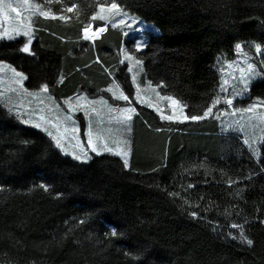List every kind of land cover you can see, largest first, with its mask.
Returning a JSON list of instances; mask_svg holds the SVG:
<instances>
[{
  "label": "trees",
  "instance_id": "16d2710c",
  "mask_svg": "<svg viewBox=\"0 0 264 264\" xmlns=\"http://www.w3.org/2000/svg\"><path fill=\"white\" fill-rule=\"evenodd\" d=\"M33 1L42 11L50 8L69 19L32 16L33 52L21 51L23 35L3 39L0 60L26 74L27 88L47 83L58 96L94 92L107 83L113 60L103 39L110 34L119 45L120 33L91 17L96 3L111 0ZM117 3L161 28L142 50H132L146 77L180 100L187 115H202L219 92L218 57H232L239 42L264 45V0ZM72 4L77 8L67 11ZM89 22L94 28L106 25L95 41L82 37ZM116 77L131 95L127 70L121 68ZM250 96L264 100V77L251 84ZM135 121V149L124 168L123 158L113 153L94 154L88 161L73 158L0 100V185L5 188L0 264H264V146L259 157L251 154L215 112L201 121L180 122L162 120L143 107ZM228 179L236 183L229 185ZM237 190L242 199L235 197ZM173 192L180 196L169 195ZM193 211L199 216L192 217ZM245 218L253 246L228 235H238L232 224ZM113 227L118 235H105Z\"/></svg>",
  "mask_w": 264,
  "mask_h": 264
},
{
  "label": "snow or ice",
  "instance_id": "6c2138e0",
  "mask_svg": "<svg viewBox=\"0 0 264 264\" xmlns=\"http://www.w3.org/2000/svg\"><path fill=\"white\" fill-rule=\"evenodd\" d=\"M51 0H49V3ZM96 11L92 13V20H98V21H109L114 18L116 19V22L112 25L113 27L116 26V24H124V19H118L119 17H127L128 13L123 10L120 4L117 3V0H111V3H96L95 4ZM77 8L76 4H72L71 7L67 9V11L71 12L73 9ZM25 10L29 13V15L26 18H22L21 10ZM11 13H15V15H11ZM43 16V17H49L56 18L59 16L61 20L67 21L69 17L63 15L62 13H55L52 12V10L49 8L46 11L41 10L40 4H31L29 0H22V3L17 4V6H13V3L11 0H0V26H2L3 21H8L10 27L8 29H5L3 31H0V37L7 36L9 39L14 38V36L22 35L24 37H27V41L23 43L21 51L25 53L31 52L30 45L32 43V36H33V25L31 17L35 15ZM77 16H79V12L76 13ZM133 22H135V18H133ZM106 28V25H102L100 27H97L94 31L92 29V24L89 22L84 26L82 29L84 35V40H90L95 41L98 34L103 32ZM255 50L257 53H264V45L257 42H252ZM146 44L143 41H136L134 47L138 50L142 47H145ZM235 48L238 51H242V44L236 43ZM122 52H125V50L122 48ZM97 60H99V57H97ZM125 60L129 61L128 64V71H132L131 62L135 60V57L129 53L125 52ZM220 61V58L218 57V63ZM262 65H264V60L260 61ZM135 64L137 66H141L143 64L142 60H135ZM224 64L227 65V67L221 66L220 71L221 73L225 74L226 76L230 77L231 79L223 78L222 77V83L219 85V92L216 93L215 96L211 97V103L208 104L207 107L204 108L202 115H187L184 112L185 106H180L179 111H177V105L180 104L178 100L175 99V97L171 95L167 96H160V93L157 91L156 95L159 97L160 100L169 101L170 105L172 107V114L166 115L165 112L161 109L159 104H152L149 103V107H154L156 112L159 113V117L162 120H168V121H201L205 119L206 117H209L214 113V109L217 105L223 101L224 105L227 106L225 109L217 110L215 114L219 115L222 111H226L227 108H231L232 113H243L247 116V124L241 123V121H234L233 124H230L225 129L226 131H232L235 130L239 133H243L245 136V139L243 143L247 146L250 153L256 156L260 155L258 143L261 146H264V111H257V109H264V100H261L260 98H257L256 101H254L251 105H249L247 108L243 109H237L232 107L234 103V99L237 97H244L250 92L251 84L256 81L258 78L264 77V71H260L255 63L249 62L247 56L245 55L243 59V65L240 66L239 61H224ZM7 68L12 73V80L10 83H15L17 85L23 84V81L27 78L25 76L24 72H19L15 67H13L10 64H6L4 61H0V72H3L4 69ZM238 71V75H237ZM111 74V73H109ZM3 77H0V82H2ZM133 83L136 82V76L135 74L132 77ZM149 85L151 84V81L148 82ZM163 84V81L160 82ZM231 84V92L230 94H225L229 92L227 85ZM49 85L47 83L42 84L39 86L36 92L28 93L27 89H23V92L28 93L29 95L35 96L38 98V101L40 104H43L42 100H39V97H41L43 94L48 92ZM137 91L135 94V98L139 100L141 104L145 103L146 101L141 97L140 94V85H136ZM238 89V90H237ZM109 92L113 94V96H117V91L119 90L118 99L123 101H129V96L125 94V92L121 89L120 84L113 81L112 84L108 85ZM9 91H14V89H9ZM4 97V91L0 90V98ZM73 97H68L65 99L64 103L67 104L68 109L70 111L65 112L63 115H56L54 118H47L44 115V109L41 108L39 112H33L29 110L27 112L28 118H24V114L21 112L20 108H16L12 106L11 104L6 105L8 107V110L10 112L15 111L16 115L19 119L22 120L23 124L25 125H34L37 129H43L44 132L47 133L49 137H51V140L54 141L55 147L60 149L61 151L67 153L69 152V148L65 146V141H67L69 144H71V147L73 151L71 152V155L81 161H86L91 159V157L88 155L89 148L92 152L95 153H115L116 155H119L123 158V167L128 168L129 167V150H130V141L121 139L115 141L116 146L115 147H109L108 141L105 137L104 130L96 131L94 132L91 127V121H89V127L87 130V144L88 147H85L84 144L81 142L79 137L76 135V133L79 131L78 128H76L75 120L72 118V113L80 110L81 107H84V115L89 116V107L90 105H93L95 101H89L86 96L79 95L76 96V103H71ZM101 100H103V97H101ZM81 101H84L85 103L82 104ZM104 103H107L104 101ZM23 107V105L21 106ZM48 107V110L51 111L52 107L59 110V105L54 106H45ZM110 111H113L111 109V106H109ZM118 113L117 117L115 118L119 125L124 129L126 132H131V126L130 121L132 118V114L136 112L135 107H125V108H116L114 109ZM91 112L99 115L100 113L95 107H91ZM112 119V117H110ZM253 121H256V123H253ZM69 124H72L73 127L70 129L68 127ZM51 128H55L56 131L53 133ZM259 128V135L256 134V129ZM109 133L111 130H108ZM70 133V134H69ZM72 141H75V143H72ZM26 143V142H25ZM202 166V165H201ZM195 167V165H194ZM240 178L237 177V180ZM229 185H233L236 183V181L232 179H228L226 181ZM39 187L43 188L45 191L49 189L48 184L41 183ZM194 187L193 185H188V188ZM5 188L3 185H0V192L4 191ZM31 191V189H29ZM186 191V190H185ZM242 190H237L235 192V197L242 199L241 196ZM57 196H61V193H56ZM169 195L175 197L180 196L179 192H173L169 193ZM232 195V193H230ZM203 197H201L202 199ZM184 199L185 203L190 204V200L187 198V195L182 197ZM233 208H236V205L232 206ZM207 210V209H205ZM226 217H229L232 215L228 209H225V212L223 213ZM87 215V214H86ZM192 217H198L199 213L197 211L191 212ZM84 221H81L83 223ZM248 222L247 218L242 223H233L232 228L239 229V234L236 235L233 232H229L228 235L232 236L234 239H238L241 241L242 244H246L248 246L254 245V240L249 238V236L246 234L245 225ZM214 224L216 222H213ZM261 223H264V220L261 221ZM105 235L108 236H116L118 235L117 229L113 227L110 231V233H106ZM67 236V233L65 234ZM127 255H132L131 253H127Z\"/></svg>",
  "mask_w": 264,
  "mask_h": 264
},
{
  "label": "rangeland",
  "instance_id": "374dc122",
  "mask_svg": "<svg viewBox=\"0 0 264 264\" xmlns=\"http://www.w3.org/2000/svg\"><path fill=\"white\" fill-rule=\"evenodd\" d=\"M11 2L13 3V6L15 7L17 6V4L22 3V0H11ZM29 2L35 5V2L33 0H29ZM123 10L128 13V16L127 17L121 16L118 19H124L125 21L124 24H116V26L113 27L112 25L116 22L117 18H114L109 21H105L107 25L112 26V28L114 29L113 31L117 30L120 33L119 45H117L112 40V38L109 37L110 34H107L106 38L103 39L107 47L111 50V51H107L106 53L110 55V57L113 60V63H112L113 67L110 66L107 70L108 73H111L110 80L107 83L98 86L97 87L98 89H96V91L94 92L92 90L79 89V91H77L75 94H59V96L50 92L48 88V92L43 94L41 97H39V100L43 101V104H40L37 97L28 94V93L36 92L37 89L27 88L25 84L26 79L23 81L22 87L21 85L10 83V81L12 80V73L7 68H5L3 72H0V77H3L2 82H0V90L4 91V97L0 98V100L3 102L5 107L6 105L11 104L12 106L16 108H20L21 112L24 114V118H28L27 112L29 110L33 112H39L41 108L44 109V115L47 118H54L56 115H63L65 112L70 111L68 109L67 104L64 103L66 98L73 97L71 103L75 104L76 96H79V95L86 96L89 101H95V103L93 105L88 106L89 113H90L89 116L84 115V111H85L84 107H81L80 110L71 114L72 118L76 122L74 126L79 129L76 135L79 137V139L84 144V146L88 147L86 133L89 127V121H91V127L94 132L104 130V134L108 141L109 147H115L116 146L115 141L121 139V137L123 139L130 141V150H129V155H128V160L130 164V161L132 159V155L135 149V131H136L135 114L140 112L144 107V108L149 109L150 111H153L155 114L159 116V113L156 112L154 107H149V103H152V104L158 103L166 115L172 114V107L169 101L160 100L159 97L156 95V92L158 91L160 93V96H167V94H164L161 91L158 85L154 84L150 79L146 77L145 71H144L145 70L144 65L142 64L141 66H137L135 64V60H142V59L132 50V49H136L134 47L136 41H143L145 42V44H147L150 34L160 33L161 28L155 23L146 21L139 15L134 14L130 12L129 10H126L124 8ZM23 11L25 10L22 9L21 13H23ZM11 15L14 16L15 13H11ZM133 18H135V22H133ZM9 27H10L9 22L3 21L2 26H0V31L8 29ZM93 28H94V25L92 24L91 30L94 31L96 28L94 29ZM103 32H101L100 34H102ZM100 34H98L97 37ZM20 36H22V33L21 35L14 36V38L12 39L18 38ZM3 39H9V38L7 36L0 37V41ZM33 40L34 38H32V43H33ZM32 43L30 45L31 52L29 53L33 52ZM239 43L242 44V51H238L235 48L234 54L232 55V57L226 56L225 58V56H222L219 62L220 66L227 67V65L224 64V61H239L240 66H244L243 59L246 55L249 62L255 63L260 71H264V65L260 63V61L264 60V53H257L252 42H248V43L239 42ZM122 48L125 50V52H129L135 57V60L131 62V66H132L131 72L128 71L129 61L125 60V52L121 51ZM143 48L144 47L138 50H142ZM0 61H4V60H0ZM4 62H6V64H10L13 67H15L10 62H7V61H4ZM15 68L17 69V71L22 72L17 67ZM121 68H125L127 72L131 75V78L133 77L134 74L136 76V82L133 83L134 88H133V92L131 95L122 87L119 79L116 77V75L119 73ZM237 75H238V71H237ZM222 77L231 79L230 77L226 76L223 73H222ZM258 79H261V78H258ZM114 80L120 84L121 89L125 92V94L129 96V101L126 102V101L118 99L119 90H116L117 96H113V94L107 90L108 85L112 84ZM149 81H151L150 85L148 83ZM137 84L140 85L141 97L146 101L143 104H141L139 100L135 98V94L137 91V88H136ZM226 87H228L229 92L225 94H230L231 84L227 85ZM10 88L14 89V91H9ZM23 89H27L28 93L23 92ZM101 97H103V100H101ZM175 99L178 100L177 98ZM256 99L257 97H253V96L251 97L250 92H249L244 97L235 98L232 107L237 108V109L247 108L254 101H256ZM104 101H106L107 103H104ZM178 101L180 102V104L176 106L177 111H179L180 106H184L180 100ZM81 103L84 104L85 102L81 101ZM22 105L23 107H21ZM54 105H59V110L52 107V110L49 111L48 107H45V106L51 107ZM109 106H111V109H113V111H110ZM130 106L135 107L136 112L132 114V118L130 121L131 132H126L115 119L118 113L114 111V109L125 108V107H130ZM91 107H95L100 114L97 115L95 113H92ZM226 107L227 106L224 105L223 101H221V103L218 106H216V108L214 109V112L216 113L217 110L225 109ZM6 108L8 109V107ZM257 111H264V109H257ZM12 112L16 115L15 111H12ZM184 112L186 114L185 107H184ZM110 117H112V119H110ZM217 117L219 118V122L222 124L224 129H226L228 125L233 124L234 121H241V123L247 124V116L243 113H232L231 108H227L226 111H222L219 115H217ZM253 123H256V121H253ZM31 126H34V125H31ZM68 127L71 129L73 125L69 124ZM41 130L43 129L41 128ZM51 130L53 131V133H55L56 131L55 128H51ZM108 130H111L110 133ZM231 132L240 135L244 141L245 136L243 133H239L235 130H232ZM256 134L259 135V128L256 129ZM72 143H75V141H72ZM65 146L69 148V152H67V154L72 156L71 152L73 151V149L71 147V144L65 141ZM257 146L259 148V152L261 155L262 146L259 143ZM94 154H101V153L92 152L91 149L89 148L88 155L92 157ZM259 156H256V157H259Z\"/></svg>",
  "mask_w": 264,
  "mask_h": 264
},
{
  "label": "crops",
  "instance_id": "0c3cea01",
  "mask_svg": "<svg viewBox=\"0 0 264 264\" xmlns=\"http://www.w3.org/2000/svg\"><path fill=\"white\" fill-rule=\"evenodd\" d=\"M27 13H28V12L23 11V13H21L22 18H26V17H27ZM31 20H32V19H31ZM32 25H33V22H32ZM99 27H100V26H99ZM83 35H84V33H82V37H83ZM99 36H100V35H99ZM99 36H98V37H99ZM98 37H97V38H98ZM89 41H90V40H89Z\"/></svg>",
  "mask_w": 264,
  "mask_h": 264
}]
</instances>
